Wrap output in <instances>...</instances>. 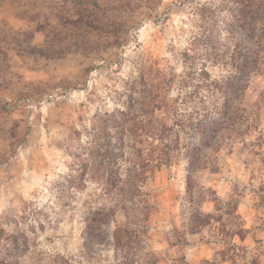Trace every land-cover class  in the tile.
<instances>
[{"label": "rangeland", "instance_id": "rangeland-1", "mask_svg": "<svg viewBox=\"0 0 264 264\" xmlns=\"http://www.w3.org/2000/svg\"><path fill=\"white\" fill-rule=\"evenodd\" d=\"M0 264H264V0H0Z\"/></svg>", "mask_w": 264, "mask_h": 264}]
</instances>
